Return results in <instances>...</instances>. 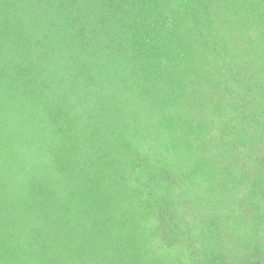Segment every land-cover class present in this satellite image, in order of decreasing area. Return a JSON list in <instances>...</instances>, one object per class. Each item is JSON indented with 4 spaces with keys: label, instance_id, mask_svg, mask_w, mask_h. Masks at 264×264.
I'll list each match as a JSON object with an SVG mask.
<instances>
[{
    "label": "trees",
    "instance_id": "obj_1",
    "mask_svg": "<svg viewBox=\"0 0 264 264\" xmlns=\"http://www.w3.org/2000/svg\"><path fill=\"white\" fill-rule=\"evenodd\" d=\"M0 264H264V0H0Z\"/></svg>",
    "mask_w": 264,
    "mask_h": 264
}]
</instances>
